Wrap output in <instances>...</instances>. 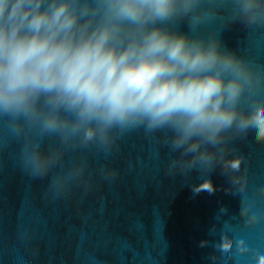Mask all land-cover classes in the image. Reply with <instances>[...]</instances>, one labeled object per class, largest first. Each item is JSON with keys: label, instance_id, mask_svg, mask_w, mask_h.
I'll use <instances>...</instances> for the list:
<instances>
[{"label": "water", "instance_id": "water-1", "mask_svg": "<svg viewBox=\"0 0 264 264\" xmlns=\"http://www.w3.org/2000/svg\"><path fill=\"white\" fill-rule=\"evenodd\" d=\"M159 26L234 55L251 73L241 116L264 106V0H190ZM175 141L167 125L89 140L0 112V264H260L264 138L237 121L193 151Z\"/></svg>", "mask_w": 264, "mask_h": 264}, {"label": "clouds", "instance_id": "clouds-1", "mask_svg": "<svg viewBox=\"0 0 264 264\" xmlns=\"http://www.w3.org/2000/svg\"><path fill=\"white\" fill-rule=\"evenodd\" d=\"M44 5L0 0V112L39 121L48 132L84 130L89 140L113 126L167 125L177 146L194 141L189 151L216 143L237 121L264 138V106L244 116L238 109L251 79L240 60L159 26L190 0ZM31 162L42 170L39 155Z\"/></svg>", "mask_w": 264, "mask_h": 264}]
</instances>
